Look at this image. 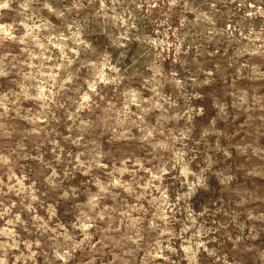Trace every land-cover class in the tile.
<instances>
[{
    "label": "rangeland",
    "instance_id": "obj_1",
    "mask_svg": "<svg viewBox=\"0 0 264 264\" xmlns=\"http://www.w3.org/2000/svg\"><path fill=\"white\" fill-rule=\"evenodd\" d=\"M0 264H264V0H0Z\"/></svg>",
    "mask_w": 264,
    "mask_h": 264
}]
</instances>
